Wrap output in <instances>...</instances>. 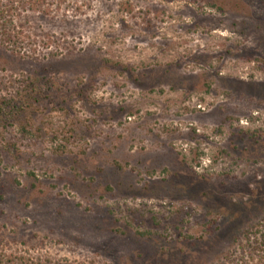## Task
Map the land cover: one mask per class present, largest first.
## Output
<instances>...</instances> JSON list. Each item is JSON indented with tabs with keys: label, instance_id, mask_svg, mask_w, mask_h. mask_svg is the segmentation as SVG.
I'll list each match as a JSON object with an SVG mask.
<instances>
[{
	"label": "rangeland",
	"instance_id": "374dc122",
	"mask_svg": "<svg viewBox=\"0 0 264 264\" xmlns=\"http://www.w3.org/2000/svg\"><path fill=\"white\" fill-rule=\"evenodd\" d=\"M42 10L18 20L25 54L0 43V97L47 94L0 120V252L264 264L244 249L264 225V0Z\"/></svg>",
	"mask_w": 264,
	"mask_h": 264
},
{
	"label": "trees",
	"instance_id": "16d2710c",
	"mask_svg": "<svg viewBox=\"0 0 264 264\" xmlns=\"http://www.w3.org/2000/svg\"><path fill=\"white\" fill-rule=\"evenodd\" d=\"M47 0H0V43L16 53L25 54L29 37L26 28L18 24L22 11L43 12ZM32 49V48H31ZM41 79L29 80L28 86L19 89V100L15 97H0V120L3 118L19 117L26 107L33 106V102L47 94L40 85ZM51 86V87H50ZM51 91L55 84L49 85ZM42 97V98H40ZM264 225L256 226L251 232H247L246 248L249 255L254 258L256 255L264 257ZM0 264H70L67 261H53L50 259L34 258L29 255L0 252Z\"/></svg>",
	"mask_w": 264,
	"mask_h": 264
}]
</instances>
